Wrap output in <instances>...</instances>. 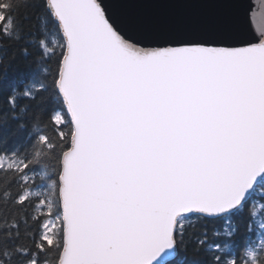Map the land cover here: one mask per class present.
Returning <instances> with one entry per match:
<instances>
[{
  "label": "snow or ice",
  "instance_id": "6c2138e0",
  "mask_svg": "<svg viewBox=\"0 0 264 264\" xmlns=\"http://www.w3.org/2000/svg\"><path fill=\"white\" fill-rule=\"evenodd\" d=\"M114 4L32 0L60 33L27 37L54 63L60 106L30 115L45 126L35 157L55 159L58 202L38 199V215L0 225V264H53V247L54 264H162L186 247L189 215H226L264 181V31L247 33L239 0ZM22 6L0 0V40L21 39ZM45 87L0 97V130L25 127L18 97L37 101ZM35 157H0L13 161L0 163V189L12 196L16 184V205L38 195L19 188ZM214 248L211 264H238Z\"/></svg>",
  "mask_w": 264,
  "mask_h": 264
},
{
  "label": "trees",
  "instance_id": "16d2710c",
  "mask_svg": "<svg viewBox=\"0 0 264 264\" xmlns=\"http://www.w3.org/2000/svg\"><path fill=\"white\" fill-rule=\"evenodd\" d=\"M31 3L32 0H29V6H22L15 13L23 29L21 39L19 41L0 40V97L7 96L13 88L23 93L25 90L39 89L41 84L46 85L43 91L37 92V101H28L23 95L18 97L21 106L27 105L23 119L25 127L18 128L17 124L20 121H13L0 130V157L16 151L23 161L33 160L38 150L34 144L45 130L44 123L35 122L30 113L38 107L60 106V100L54 93L50 80L54 63L40 56V49L35 39L31 42L27 40L29 35L36 38L43 36L51 43L60 40V33L48 10L39 6L32 7ZM25 16L28 17L27 20L24 19ZM3 23L6 22H0V24ZM48 134L51 133L48 132ZM10 162L13 161L0 160L4 167ZM54 167V158L43 155L35 157V162L28 171L30 179L19 185V188H24L29 195L38 194L29 196L28 205L20 206L14 203V193L18 191L16 184L9 189L13 193L12 196H6L4 190L0 189V225L11 222L13 219L19 220L34 214L38 215V211L30 207L38 199H48L51 203L58 202L57 196L50 187ZM254 189H256L255 192H252L241 206L226 215L216 217L189 215L185 225L186 247H178L177 256L164 264H211L212 257L219 254V250L214 248L216 244L221 246L224 258H235L238 264H245L247 258L243 255V250L253 243L257 205H262L264 208V181L258 183ZM27 223L33 225V229L35 228L31 219H28ZM24 230L25 225L22 224L21 231ZM200 238H206V241L198 246L197 240ZM52 241L53 236L49 235L48 242L51 244ZM22 242L31 244V241L27 240ZM45 254L54 264L55 247Z\"/></svg>",
  "mask_w": 264,
  "mask_h": 264
},
{
  "label": "water",
  "instance_id": "95a60500",
  "mask_svg": "<svg viewBox=\"0 0 264 264\" xmlns=\"http://www.w3.org/2000/svg\"><path fill=\"white\" fill-rule=\"evenodd\" d=\"M102 2L108 7L109 11H112L116 7L114 0H102ZM239 2L241 3V11L243 13V19L246 24L247 33L258 35L260 32L264 31V0H239ZM258 183H256L253 188L249 190L242 203L250 197L253 189ZM237 208L233 209L232 211L236 210ZM176 256L177 250H175V252H173L169 257H165L164 261H162V264L174 259Z\"/></svg>",
  "mask_w": 264,
  "mask_h": 264
},
{
  "label": "rangeland",
  "instance_id": "374dc122",
  "mask_svg": "<svg viewBox=\"0 0 264 264\" xmlns=\"http://www.w3.org/2000/svg\"><path fill=\"white\" fill-rule=\"evenodd\" d=\"M256 189L253 190L255 192ZM254 239L251 246L259 250L261 241H264V208L262 205H257L255 219H254ZM51 229H49L50 231Z\"/></svg>",
  "mask_w": 264,
  "mask_h": 264
},
{
  "label": "clouds",
  "instance_id": "9594fccd",
  "mask_svg": "<svg viewBox=\"0 0 264 264\" xmlns=\"http://www.w3.org/2000/svg\"><path fill=\"white\" fill-rule=\"evenodd\" d=\"M243 255L249 264H264V248L259 247L257 250L253 246H248L243 250Z\"/></svg>",
  "mask_w": 264,
  "mask_h": 264
}]
</instances>
